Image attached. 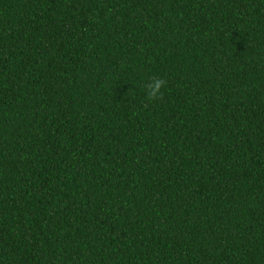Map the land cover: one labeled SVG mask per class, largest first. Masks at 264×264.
I'll list each match as a JSON object with an SVG mask.
<instances>
[{"label": "trees", "instance_id": "16d2710c", "mask_svg": "<svg viewBox=\"0 0 264 264\" xmlns=\"http://www.w3.org/2000/svg\"><path fill=\"white\" fill-rule=\"evenodd\" d=\"M0 264H264V0H0Z\"/></svg>", "mask_w": 264, "mask_h": 264}, {"label": "clouds", "instance_id": "9594fccd", "mask_svg": "<svg viewBox=\"0 0 264 264\" xmlns=\"http://www.w3.org/2000/svg\"><path fill=\"white\" fill-rule=\"evenodd\" d=\"M166 82L163 79L153 78L150 83L146 85V95L151 101L162 98V90L165 88Z\"/></svg>", "mask_w": 264, "mask_h": 264}]
</instances>
